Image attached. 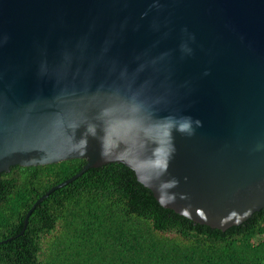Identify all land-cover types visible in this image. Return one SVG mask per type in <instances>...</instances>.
<instances>
[{
  "label": "water",
  "instance_id": "95a60500",
  "mask_svg": "<svg viewBox=\"0 0 264 264\" xmlns=\"http://www.w3.org/2000/svg\"><path fill=\"white\" fill-rule=\"evenodd\" d=\"M74 159L20 235L110 163L195 224L264 209V0H0V174Z\"/></svg>",
  "mask_w": 264,
  "mask_h": 264
},
{
  "label": "trees",
  "instance_id": "16d2710c",
  "mask_svg": "<svg viewBox=\"0 0 264 264\" xmlns=\"http://www.w3.org/2000/svg\"><path fill=\"white\" fill-rule=\"evenodd\" d=\"M12 166L0 174V264H264V209L226 231L165 209L121 163Z\"/></svg>",
  "mask_w": 264,
  "mask_h": 264
},
{
  "label": "clouds",
  "instance_id": "9594fccd",
  "mask_svg": "<svg viewBox=\"0 0 264 264\" xmlns=\"http://www.w3.org/2000/svg\"><path fill=\"white\" fill-rule=\"evenodd\" d=\"M187 127H188V125H183L180 130L184 131L185 129H187ZM102 154H103V152H102Z\"/></svg>",
  "mask_w": 264,
  "mask_h": 264
}]
</instances>
